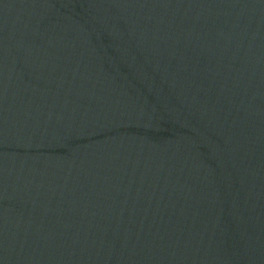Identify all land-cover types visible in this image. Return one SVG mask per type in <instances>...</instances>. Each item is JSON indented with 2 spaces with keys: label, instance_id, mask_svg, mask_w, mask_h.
<instances>
[{
  "label": "water",
  "instance_id": "95a60500",
  "mask_svg": "<svg viewBox=\"0 0 264 264\" xmlns=\"http://www.w3.org/2000/svg\"><path fill=\"white\" fill-rule=\"evenodd\" d=\"M0 264H264V0H0Z\"/></svg>",
  "mask_w": 264,
  "mask_h": 264
}]
</instances>
